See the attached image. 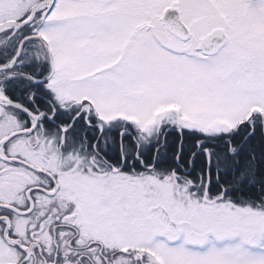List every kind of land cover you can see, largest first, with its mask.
Masks as SVG:
<instances>
[{
  "label": "snow or ice",
  "instance_id": "snow-or-ice-1",
  "mask_svg": "<svg viewBox=\"0 0 264 264\" xmlns=\"http://www.w3.org/2000/svg\"><path fill=\"white\" fill-rule=\"evenodd\" d=\"M0 264H264V0H0Z\"/></svg>",
  "mask_w": 264,
  "mask_h": 264
}]
</instances>
